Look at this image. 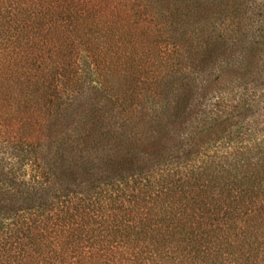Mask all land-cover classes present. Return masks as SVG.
I'll use <instances>...</instances> for the list:
<instances>
[{
  "label": "trees",
  "instance_id": "1",
  "mask_svg": "<svg viewBox=\"0 0 264 264\" xmlns=\"http://www.w3.org/2000/svg\"><path fill=\"white\" fill-rule=\"evenodd\" d=\"M0 264H264V0H0Z\"/></svg>",
  "mask_w": 264,
  "mask_h": 264
}]
</instances>
